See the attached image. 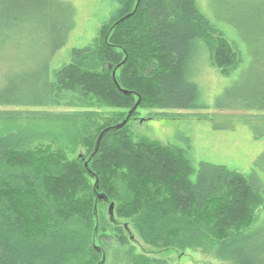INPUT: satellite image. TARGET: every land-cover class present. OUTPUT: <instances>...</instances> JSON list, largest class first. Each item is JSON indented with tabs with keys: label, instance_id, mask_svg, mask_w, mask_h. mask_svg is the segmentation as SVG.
<instances>
[{
	"label": "trees",
	"instance_id": "16d2710c",
	"mask_svg": "<svg viewBox=\"0 0 264 264\" xmlns=\"http://www.w3.org/2000/svg\"><path fill=\"white\" fill-rule=\"evenodd\" d=\"M118 1L100 43L72 48L52 66L68 40L74 6L0 0V121L30 120L0 133V264L100 263L99 208L111 202L113 221L115 213L130 219L153 247H198L232 264H264V185L206 161L196 172L185 149L136 139L131 123L140 107L210 108L195 78L199 60L228 73L243 59L238 40L211 20L201 0ZM254 2L260 36L249 43L254 80L262 84L264 0ZM17 39L25 51L30 44L45 50L37 67L6 69ZM114 70L129 93L117 86ZM66 93L80 98L63 100ZM256 93L226 105L264 109V85ZM9 106L15 109H3ZM101 107L120 110L105 115ZM116 231L126 243L124 227Z\"/></svg>",
	"mask_w": 264,
	"mask_h": 264
},
{
	"label": "rangeland",
	"instance_id": "374dc122",
	"mask_svg": "<svg viewBox=\"0 0 264 264\" xmlns=\"http://www.w3.org/2000/svg\"><path fill=\"white\" fill-rule=\"evenodd\" d=\"M64 1L74 6L73 21L68 40L53 56L52 66L61 64L69 57L72 48L100 43L112 24L113 13L119 7L118 0ZM201 2L204 7H208L211 20L228 37L238 40L243 50L242 62L225 74L219 66L212 67L207 62H202L203 58L200 59L195 78L202 88L205 99L210 102V108L160 110L140 107L136 117L131 121L136 132L135 138L147 136L185 149L186 155L192 159L196 172L200 163L206 161L250 175L255 182L264 185L262 116L264 109L244 110L242 106H239L240 109H229L226 105L246 103L247 97L253 94L257 97V88L264 85V70L261 67L259 72L263 77L262 84L254 80V74H257L253 66L254 46L249 43V40L260 32V21L255 15L258 12V4H254V0H201ZM134 3L135 0L132 5ZM259 36H256V39ZM30 45L25 51L23 39H17L14 49L8 50L6 66L8 71L19 69L21 64L31 65V68L37 67V61L44 56L45 50L40 53L37 50L38 46ZM70 98L80 97L74 93H66L63 96V100ZM3 109L13 110L15 107ZM100 110L105 115H110L120 109L101 107ZM200 113L207 116H199ZM26 123H30V120H8L7 123L0 121V133L5 128L14 129ZM84 152V148H81L73 156ZM260 217L264 220V208L260 212ZM114 220L109 214V204L101 205L98 221L96 220L99 228L95 234V242L105 251L102 264H133L131 257L141 255L152 259L156 264H232L230 261L203 253L198 247L186 249L173 246L153 247L144 242L130 219L119 218L115 213ZM119 226L124 227L126 243L121 242L122 239L116 231Z\"/></svg>",
	"mask_w": 264,
	"mask_h": 264
},
{
	"label": "water",
	"instance_id": "95a60500",
	"mask_svg": "<svg viewBox=\"0 0 264 264\" xmlns=\"http://www.w3.org/2000/svg\"><path fill=\"white\" fill-rule=\"evenodd\" d=\"M115 74H116V71L114 70V71H113L114 81L116 82V84H117V86L119 87V89L122 90L124 93H129L128 90H123V89L120 88L119 84L117 83V81H116V79H115ZM138 103H139V101H138ZM138 103L134 106V108L132 109V111L136 109ZM132 111H131V112H132ZM128 117H129V115H128ZM128 117H127V118H128ZM126 120H127V119H126ZM126 120H125V121H126ZM125 121H124V122H125ZM98 197H99V198H103V195L99 194ZM109 214H110L111 218L113 219V217H114V202H111V203L109 204ZM95 247L97 248L98 252H101V253H102V259H101L100 263H98V264H102V263L104 262L105 253H103V252L101 251V249H100L98 246H95Z\"/></svg>",
	"mask_w": 264,
	"mask_h": 264
}]
</instances>
